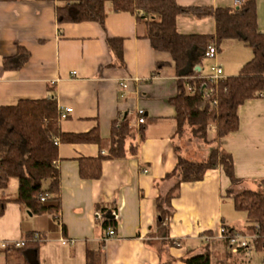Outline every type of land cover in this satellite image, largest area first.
<instances>
[{
  "label": "crops",
  "instance_id": "crops-1",
  "mask_svg": "<svg viewBox=\"0 0 264 264\" xmlns=\"http://www.w3.org/2000/svg\"><path fill=\"white\" fill-rule=\"evenodd\" d=\"M175 1L183 7H233L232 0ZM58 5H62L58 0L0 2V106L54 97L61 111L72 109L61 121L63 132L81 134L97 127L107 146L111 124L123 115L137 131V113L143 110L145 138L140 141L136 134L128 141L127 147L137 145L135 156L105 161L102 178L97 181L80 178L79 159L97 157L99 147L60 143L59 217L35 216L11 201L17 192V180H11L7 191L0 192V200H7L0 216V264H23L22 246L16 244L26 243L32 234L43 241L40 264H87L88 251H101V264H185L187 253H198L206 244L210 245L212 264H236L237 258L245 259L243 254H230L219 239L222 227L243 234L247 227L245 213L240 229L226 218L224 206L230 199L226 192L231 183L222 168L209 170L201 182L182 184L172 201L168 238L158 230L156 199L174 185L166 177L174 170L178 154L200 160L215 147L214 124H210L211 146L207 150L194 147L198 141L176 134V112L170 100L177 94L179 77L172 57L153 50L145 38V23L134 14L114 12L110 1L104 26L95 22L59 24ZM177 28L184 35H211L216 24L212 18L180 16ZM108 38L124 40L125 67L113 66L116 59ZM20 47L30 53L27 64L18 71L4 70V60L15 56ZM206 59L196 66L198 78L214 73L217 62L205 64ZM242 63L222 68L224 77L238 75ZM159 64L163 67L157 71ZM122 82L127 83V89L120 87ZM238 114L239 130L222 140L221 147L233 156L234 172L242 179V187L255 189L264 181V98L247 101ZM106 151L102 153L106 155ZM99 205L116 207V235L105 240L96 224ZM62 240L68 244L62 245ZM166 240L176 245H164ZM245 261L242 264H251L250 258Z\"/></svg>",
  "mask_w": 264,
  "mask_h": 264
},
{
  "label": "trees",
  "instance_id": "trees-1",
  "mask_svg": "<svg viewBox=\"0 0 264 264\" xmlns=\"http://www.w3.org/2000/svg\"><path fill=\"white\" fill-rule=\"evenodd\" d=\"M16 0H0L14 2ZM56 7L59 24L95 22L104 26L107 17L106 3L111 2L114 12H127L137 16L146 25V35L151 47L157 52L168 53L175 64L177 94L170 100L176 112L177 136L184 137L191 132L190 140L210 143V124H214L215 147L209 156L192 160L178 154L174 170L167 175L173 180V187L156 199L158 230L168 238V222L173 215L172 201L178 196L184 183L204 180L209 170L222 168L230 180L227 196L233 200L237 211L246 214L247 227L243 235H253L250 245L257 252L264 253V181L255 189L242 187L243 181L234 172L233 156L221 147V142L240 127L239 108L247 101L264 98V32L257 23V1L245 0L235 7H183L175 0H58ZM189 16L196 20L212 18L216 29L211 35H184L178 32L177 19ZM237 40L249 47L253 58L236 76L221 80L215 86V95L210 100L202 97L205 88L210 87L205 78H198L196 66L201 64L209 46L218 50L224 40ZM124 40L108 38L107 45L114 54L116 65L125 67ZM30 59V53L23 47L15 56L3 62L4 70L18 71ZM163 65L157 66V71ZM192 88V92H189ZM213 100L217 104L212 103ZM61 110L56 98L41 100H20L14 106H0V192L5 193L11 180H17V192L11 201L24 206L33 215L52 214L59 217L62 209L61 173L58 167V145L95 144L99 154L95 158L79 159V176L82 180L97 181L102 178L103 163L107 160L125 159L128 154H137V145L127 143L131 139L145 138V126L136 131L130 126L128 117L121 115L111 124L108 146L103 142L96 127L87 133H65L61 129ZM107 150L106 155L102 153ZM42 199H44L42 201ZM7 200H0V216ZM96 224L107 237V231L116 228L114 213L116 207L99 205L96 208ZM227 235L237 231L227 228ZM208 235H210L208 233ZM37 236V238H36ZM39 235L32 234L21 248L23 264H40ZM228 246L227 240L223 241ZM164 245H176L166 240ZM28 249L30 250L27 252ZM230 254H232L229 251ZM238 254L250 258L249 251L242 249ZM237 255V254H236ZM210 245L206 244L198 253L189 252L183 258L185 264H212ZM102 253L88 251L87 264H101ZM238 262V258H237ZM250 262V261H249ZM235 263V262H234ZM239 263V262H238ZM236 263V264H238ZM160 264H171L169 261Z\"/></svg>",
  "mask_w": 264,
  "mask_h": 264
},
{
  "label": "rangeland",
  "instance_id": "rangeland-1",
  "mask_svg": "<svg viewBox=\"0 0 264 264\" xmlns=\"http://www.w3.org/2000/svg\"><path fill=\"white\" fill-rule=\"evenodd\" d=\"M257 1V23L258 28L264 29V0H256ZM220 53L217 55V59H206L205 64H213L214 69L217 66H221L222 68L227 69V66L233 67L235 62H243L242 64H246L253 58V52L249 47H246L242 42L237 40H224L219 46ZM249 60V61H248ZM244 64V65H245ZM186 137L191 138V132L186 135ZM210 143L199 142L194 147H198V149L207 150L210 147ZM17 191V187H16ZM10 192H13L10 189ZM224 212L226 215L229 224H233L236 228H241L243 224H245V214L243 212L237 211L234 207L233 200L230 198L229 200H225ZM250 234V233H248ZM212 258V257H211ZM264 253L257 252L254 246H251L250 259L251 264H264L263 263ZM243 259V260H242ZM246 259V257H245ZM245 259L241 256L238 258L239 264H242ZM248 259V257H247ZM250 261V260H249ZM236 260V263H238ZM246 262V261H245Z\"/></svg>",
  "mask_w": 264,
  "mask_h": 264
},
{
  "label": "built area",
  "instance_id": "built-area-1",
  "mask_svg": "<svg viewBox=\"0 0 264 264\" xmlns=\"http://www.w3.org/2000/svg\"><path fill=\"white\" fill-rule=\"evenodd\" d=\"M245 2V0H232L233 3V7L235 8H239L243 5V3ZM218 55V49L214 46L211 45L208 47L206 53H205V57L209 58V59H215ZM225 79L224 74H223V70L221 66H217L214 69V73L205 77V80L207 81V83L210 85V87H207L203 90L202 92V97L205 100H210L213 98V96L215 95V86L217 85L221 80ZM120 87L123 89H127V83L122 82L120 84ZM189 92H192V88H189L188 90ZM212 103L214 105L217 104L216 100H213ZM72 109H66L65 111H61V118L66 119L68 113H71ZM144 111L143 110H139L137 113V116L139 118L138 120V125H144L145 124V118H144ZM44 199H42L43 201ZM227 228L222 227V229L220 230V235H219V239L224 241L227 240L228 242V249L232 254H238L240 252V250L242 249H247L249 251V254L251 252V245L249 243L250 239L253 238V235H243L240 232H236L233 233L232 235H227ZM116 235V232L113 228L109 229L107 231V238H112ZM37 238V236H36ZM206 242H208L209 240H211V238H206L204 239ZM62 245H67L68 241L67 240H62L61 241ZM25 242H21V243H17L16 246L20 247V246H24ZM263 263H264V258H263Z\"/></svg>",
  "mask_w": 264,
  "mask_h": 264
}]
</instances>
